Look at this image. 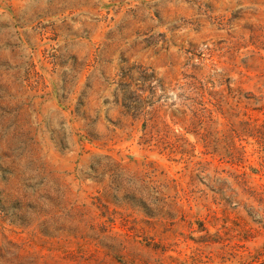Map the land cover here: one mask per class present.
<instances>
[{"label": "rangeland", "instance_id": "1", "mask_svg": "<svg viewBox=\"0 0 264 264\" xmlns=\"http://www.w3.org/2000/svg\"><path fill=\"white\" fill-rule=\"evenodd\" d=\"M249 117L264 0H0V264H264Z\"/></svg>", "mask_w": 264, "mask_h": 264}, {"label": "trees", "instance_id": "2", "mask_svg": "<svg viewBox=\"0 0 264 264\" xmlns=\"http://www.w3.org/2000/svg\"><path fill=\"white\" fill-rule=\"evenodd\" d=\"M243 124L245 125V128L243 130L245 134L238 133L233 129L235 133L232 139L237 137L239 140L242 141L243 139L248 137L253 138L255 140V145L259 147L260 152L264 155V120L260 121L259 119H252L251 117H249L247 120L243 121ZM244 135L246 136L245 138L243 137ZM241 149L245 153V146H242ZM251 235H252L251 229H245L242 238L245 240H249Z\"/></svg>", "mask_w": 264, "mask_h": 264}]
</instances>
